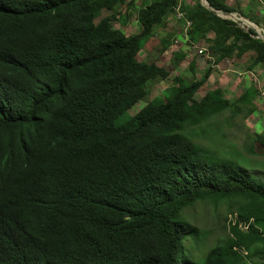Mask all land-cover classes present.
<instances>
[{"label": "trees", "instance_id": "16d2710c", "mask_svg": "<svg viewBox=\"0 0 264 264\" xmlns=\"http://www.w3.org/2000/svg\"><path fill=\"white\" fill-rule=\"evenodd\" d=\"M259 1L247 0L240 13L264 29ZM133 3L0 0V264H240L243 257L264 264V183L243 170L239 155L226 158L185 131L232 105L219 88L194 97L210 67L191 82L174 77L160 98L128 113L148 80L168 76L136 54L177 4L191 23L189 42L203 40L214 63L250 52L248 70L264 66V40L199 0H148L132 9L140 26L132 34L113 26V13L101 15ZM172 40L162 38L161 50ZM250 88L235 101L251 104ZM261 146L248 148L264 152V139ZM207 200H224L236 219L226 217L228 243L199 256L181 212Z\"/></svg>", "mask_w": 264, "mask_h": 264}, {"label": "rangeland", "instance_id": "374dc122", "mask_svg": "<svg viewBox=\"0 0 264 264\" xmlns=\"http://www.w3.org/2000/svg\"><path fill=\"white\" fill-rule=\"evenodd\" d=\"M133 1L134 5L129 10L122 6L120 13H116V10L112 8L102 10L101 15L113 13L115 15L112 20L114 27L121 29L125 34L135 33L139 31L140 26L132 9L140 7L148 0ZM180 1L182 3L192 2V0ZM225 1L238 8V11H235L237 15L245 17L240 12L247 13V0ZM262 1L264 2V0ZM255 11L257 15L264 18L262 2L259 1L255 6ZM180 12L182 13L177 4L176 14L178 16L176 17L175 13L168 15L164 23L155 24L151 34L140 41V50L136 54V58L140 60L145 57L148 62L153 61L167 69L169 73L163 80H148L146 82L147 94L134 104L128 113L133 116L146 102L160 98L174 77L177 76L191 82L194 79L203 78L205 69L210 67L209 76L194 93V97L199 99L208 89L219 88L232 105L194 126L191 130L186 128L187 136L196 144L221 153L226 158L230 157L231 152L235 157L239 155V164L243 170L251 174L257 181L264 183V152L254 151L252 153L248 148L250 145L256 151L261 150V139H264V66L256 65L248 70L247 64L251 59L250 52L240 57L231 55L220 63H214L216 54L209 52L203 40L194 44L186 42L182 36V23H186L187 20L183 13L181 14L183 17L179 18ZM168 36L173 40L168 49L162 51V38ZM174 40H177V43H174ZM199 48L207 49L206 52L199 53ZM174 52H178L180 57H176ZM192 61L193 69L189 68ZM248 88L253 94L250 96L251 104L235 101ZM248 109L251 111L248 112ZM228 148L230 151L225 152ZM228 212L229 209H227L224 200L216 205L210 200L196 202L181 212V218L194 229L197 245L193 247L192 254L203 256L209 248L224 247L228 243L231 233L226 223V217L227 222L231 224H235L236 219L235 212L232 214ZM250 220L253 222L252 218ZM246 224L249 228L248 221L237 222L238 228L243 231H246ZM189 243L192 241L187 242V244ZM243 261L240 264H256L257 259L251 261L243 257Z\"/></svg>", "mask_w": 264, "mask_h": 264}, {"label": "water", "instance_id": "95a60500", "mask_svg": "<svg viewBox=\"0 0 264 264\" xmlns=\"http://www.w3.org/2000/svg\"><path fill=\"white\" fill-rule=\"evenodd\" d=\"M200 4L202 6H204L206 9H208L209 11H211L212 13H214L215 15L221 17V18H225V19H229L235 23H237L240 27H242L245 31H249L252 30L253 31V36L259 39L264 40V29H262L260 26H258L256 23L252 22L251 20H249L248 18L244 17L245 19L251 21L256 28H253L251 26L248 27H244L242 25H240L234 18H232L230 16L231 13H235V12H223L221 10L218 9H214L207 0H199Z\"/></svg>", "mask_w": 264, "mask_h": 264}, {"label": "built area", "instance_id": "2783aa9c", "mask_svg": "<svg viewBox=\"0 0 264 264\" xmlns=\"http://www.w3.org/2000/svg\"><path fill=\"white\" fill-rule=\"evenodd\" d=\"M260 1L264 4V2L262 0H260ZM173 9H174V13L177 17L178 14H176V6ZM190 25H191L190 21H186V23H182V36L184 37L186 42H189L187 30L189 29ZM174 43H177V40H174ZM189 43H191V42H189ZM204 51H205V49H199L198 50L199 53H203Z\"/></svg>", "mask_w": 264, "mask_h": 264}, {"label": "clouds", "instance_id": "9594fccd", "mask_svg": "<svg viewBox=\"0 0 264 264\" xmlns=\"http://www.w3.org/2000/svg\"><path fill=\"white\" fill-rule=\"evenodd\" d=\"M253 220V219H252ZM228 223V222H227ZM229 224V223H228ZM253 224V222L250 224V225H252ZM250 225H249V227H250ZM240 229V228H239ZM258 229L260 230V231H262L263 233H264V230H262V228H260V227H258ZM241 230V229H240ZM248 230H249V228H248ZM248 230H246V231H248ZM241 231H243V230H241ZM246 231H243V232H246ZM235 250H237L241 255H243V256H245L246 255V253H247V251L245 250V249H243V248H237L236 246H234L233 247Z\"/></svg>", "mask_w": 264, "mask_h": 264}, {"label": "bare ground", "instance_id": "6f19581e", "mask_svg": "<svg viewBox=\"0 0 264 264\" xmlns=\"http://www.w3.org/2000/svg\"><path fill=\"white\" fill-rule=\"evenodd\" d=\"M177 12H178V11H177ZM181 14H182V13L180 12V13H179V16H180ZM181 17H183V15H181L179 18H181ZM179 18H178V19H179ZM187 21H188V20H187ZM199 49H204V48H199ZM205 50H206V49H205ZM245 228H246V230H247V224H246V227H245Z\"/></svg>", "mask_w": 264, "mask_h": 264}]
</instances>
